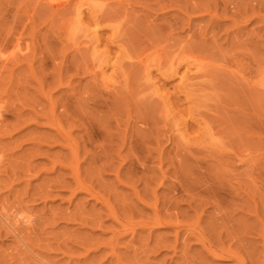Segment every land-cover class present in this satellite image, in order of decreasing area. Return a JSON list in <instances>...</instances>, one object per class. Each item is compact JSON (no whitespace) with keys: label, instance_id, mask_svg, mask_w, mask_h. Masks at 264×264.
I'll return each instance as SVG.
<instances>
[{"label":"rangeland","instance_id":"obj_1","mask_svg":"<svg viewBox=\"0 0 264 264\" xmlns=\"http://www.w3.org/2000/svg\"><path fill=\"white\" fill-rule=\"evenodd\" d=\"M0 264H264V0H0Z\"/></svg>","mask_w":264,"mask_h":264},{"label":"bare ground","instance_id":"obj_2","mask_svg":"<svg viewBox=\"0 0 264 264\" xmlns=\"http://www.w3.org/2000/svg\"><path fill=\"white\" fill-rule=\"evenodd\" d=\"M59 2V1H58ZM61 3V2H60ZM16 48V47H15ZM2 55V54H1ZM3 56V55H2ZM3 58L1 57V60H2ZM27 223V222H26ZM28 227V226H27ZM31 228V227H30ZM214 253V252H213ZM11 259H12V257H11Z\"/></svg>","mask_w":264,"mask_h":264}]
</instances>
